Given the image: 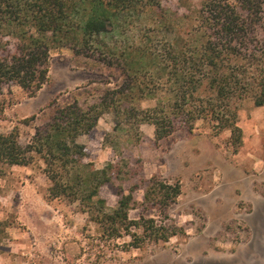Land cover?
Listing matches in <instances>:
<instances>
[{
	"label": "trees",
	"instance_id": "trees-1",
	"mask_svg": "<svg viewBox=\"0 0 264 264\" xmlns=\"http://www.w3.org/2000/svg\"><path fill=\"white\" fill-rule=\"evenodd\" d=\"M167 1L0 0V117L6 86L32 97L47 82L53 48L66 47L119 72L120 79L89 102L50 101L24 145L17 126L0 131V164L41 160L50 182L47 199L78 202L105 239L129 237L124 250L185 234L167 215L181 184L154 173L127 193L120 186L116 205L108 208L98 192L112 180L116 165L94 167L78 137L112 112L114 130L129 124L138 134L139 125L149 123L155 141L192 132L202 121L212 136L228 131L236 150L242 138L239 102L250 98L264 105V0H177L183 11ZM154 29L164 37L152 43ZM36 116L21 122L28 125ZM140 188L141 200L134 197ZM131 209L139 210L136 218L129 217Z\"/></svg>",
	"mask_w": 264,
	"mask_h": 264
},
{
	"label": "rangeland",
	"instance_id": "rangeland-1",
	"mask_svg": "<svg viewBox=\"0 0 264 264\" xmlns=\"http://www.w3.org/2000/svg\"><path fill=\"white\" fill-rule=\"evenodd\" d=\"M178 3L166 4L179 9ZM151 35L152 43L164 37L160 29ZM48 67V80L36 97L16 85L3 92L0 131L17 126L23 145L50 101L58 106L75 97L89 102L120 79L118 71L111 73L66 47L51 49ZM29 98L35 106L44 105L25 125L21 120L32 114L21 117L16 109ZM114 119L112 112H104L88 134L78 137L94 167L116 165L112 180L98 195L112 208L120 186L127 193L132 184L154 173L177 180L181 194L167 215L185 234L124 250L122 243L129 237L105 239L78 202L47 199L50 182L41 160L28 166L0 164V264H264V105L255 106L250 98L239 102L242 138L236 150L229 144L228 131L212 136L202 121L192 132L177 131L155 141L151 124L141 123L136 134L129 124L114 130ZM134 197L141 200L143 190L137 189ZM138 214V209L129 211L130 218Z\"/></svg>",
	"mask_w": 264,
	"mask_h": 264
},
{
	"label": "crops",
	"instance_id": "crops-1",
	"mask_svg": "<svg viewBox=\"0 0 264 264\" xmlns=\"http://www.w3.org/2000/svg\"><path fill=\"white\" fill-rule=\"evenodd\" d=\"M41 89L37 92V94L35 96H32L31 98L36 97L39 94V92L41 91ZM31 98L26 99L27 101H25V103L23 105H21L20 107H18L16 109V112L19 114V116H21V117L28 116V115L34 113L35 111L39 110L41 107H43L44 104L42 106H35L33 101L32 102L29 101Z\"/></svg>",
	"mask_w": 264,
	"mask_h": 264
}]
</instances>
